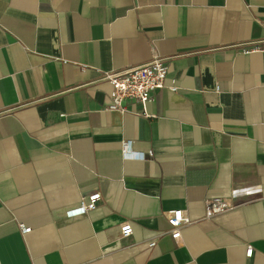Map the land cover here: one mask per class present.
Listing matches in <instances>:
<instances>
[{
  "label": "crops",
  "instance_id": "1",
  "mask_svg": "<svg viewBox=\"0 0 264 264\" xmlns=\"http://www.w3.org/2000/svg\"><path fill=\"white\" fill-rule=\"evenodd\" d=\"M254 45L264 0H0V264H264V52H243ZM151 47L170 65L153 117L133 102L108 110L105 73ZM123 141L141 156L123 157ZM95 192L94 209L66 216ZM219 196L232 208L204 218ZM173 209L191 220L178 241Z\"/></svg>",
  "mask_w": 264,
  "mask_h": 264
},
{
  "label": "built area",
  "instance_id": "2",
  "mask_svg": "<svg viewBox=\"0 0 264 264\" xmlns=\"http://www.w3.org/2000/svg\"><path fill=\"white\" fill-rule=\"evenodd\" d=\"M252 51L264 52V46H252L243 48V52ZM151 58L149 61L138 65L127 67L121 71L105 73L104 77L110 82L112 89L110 91V102L107 105L108 110L124 112L128 108V102L138 104L141 109V115L144 117H153L146 110V105L153 101L154 93L165 86V80L170 71L169 63L163 58L153 47H151ZM262 86L264 87V75ZM171 91L178 88L172 79L170 85L167 86ZM218 90V86H216ZM121 154L123 157H140L141 153L136 151L130 141L121 143ZM100 199V193L95 192L87 197H81L78 206L65 212L67 217H76L87 213L96 207L97 201ZM232 208L230 197L219 196L204 201V218L210 219L213 216ZM167 222L170 226L169 234L175 240L181 237V229L184 225H188L191 220L187 212L183 209H173L167 211ZM18 227L22 233L31 230L23 223H19ZM119 238L122 240L129 238L133 233L132 224L125 219L118 225ZM155 240L149 242V247L155 245ZM253 248L251 245L246 247V255L251 256Z\"/></svg>",
  "mask_w": 264,
  "mask_h": 264
}]
</instances>
